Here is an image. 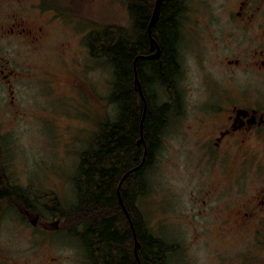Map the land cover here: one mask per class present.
I'll return each instance as SVG.
<instances>
[{"label":"rangeland","instance_id":"rangeland-1","mask_svg":"<svg viewBox=\"0 0 264 264\" xmlns=\"http://www.w3.org/2000/svg\"><path fill=\"white\" fill-rule=\"evenodd\" d=\"M221 1L183 2L176 43L181 116L179 119L173 113L168 116L163 140L145 171L146 193L135 203L145 217L148 231L170 245L165 264H210L214 257L221 260L228 257L243 264L245 252L246 256L258 254L257 263L264 264V224L263 234L257 232L250 245L251 240L244 239L242 231L235 233L229 228L227 236L224 235L219 230L221 225L214 223L218 220L215 212L211 214L222 200L217 189L232 183L237 172L243 177H237L232 183L233 190L228 191L230 206L241 201L242 195L243 199L251 197L262 183L256 179L259 176L250 175L252 168L258 169L253 159H246L244 167L238 166L242 161L238 159V149L232 148L225 173L222 171L225 166L219 161L200 154V147L193 142L194 132L188 128V124L200 121L199 106L208 109L225 102V91H218L215 82L209 81L222 77L221 60L233 56L235 51L231 46L223 49L224 43H220L228 31L219 20L223 11ZM53 3L64 13V20L55 23L47 42L27 51L30 63L15 62V66L19 71L20 66L30 67L36 75L42 70L56 71L64 80V95L61 91H48L38 76L35 80L24 78L17 82L14 91L0 86L1 164L12 187L23 191L27 201L23 200V205L11 193L0 198L3 259L0 264H93L78 237L64 226V220L53 232L32 231L16 205L29 208L27 203L33 194V207L42 216L59 214L62 219L64 210L76 205L73 177L79 153L88 146L99 122L115 116V106L107 98L113 76L111 66L90 54L86 35L108 24L128 25L129 18L124 0H53ZM63 63L61 71L58 67ZM164 91L161 87L152 91L157 102L169 99ZM242 94L264 102V91H242ZM227 175L228 182L220 186ZM73 221L70 216V222Z\"/></svg>","mask_w":264,"mask_h":264},{"label":"trees","instance_id":"trees-1","mask_svg":"<svg viewBox=\"0 0 264 264\" xmlns=\"http://www.w3.org/2000/svg\"><path fill=\"white\" fill-rule=\"evenodd\" d=\"M124 1L128 25L108 24L86 35L90 54L111 66L113 76L107 98L115 106V116L99 122L88 146L79 153L73 177L77 203L64 210L62 216L64 226L78 237L93 264H137L135 239L141 264H165L170 245L148 231L135 203L146 193L145 171L161 142L159 135L173 113L172 106L180 103L174 76L184 0L161 1L151 32L161 50L155 59L142 57L150 52L146 25L154 0ZM136 55L135 71L144 99L133 84L132 62ZM160 87L169 99L157 102L152 91ZM141 117L143 140L137 144ZM7 178L0 159V198L11 193L26 201L23 191L12 187ZM117 190L130 219L118 202ZM70 216L74 217L73 223Z\"/></svg>","mask_w":264,"mask_h":264},{"label":"flooded vegetation","instance_id":"flooded-vegetation-1","mask_svg":"<svg viewBox=\"0 0 264 264\" xmlns=\"http://www.w3.org/2000/svg\"><path fill=\"white\" fill-rule=\"evenodd\" d=\"M221 6L223 11L219 20L224 30L228 31L220 43H224L223 49L227 50L231 46L235 51L233 56H225L221 60L224 70L222 77L216 81L213 79L217 78H209V81L215 82L218 91H225L223 94L225 102L221 106L208 107V109L199 106L202 108L200 110L202 117L196 125L188 124V128L194 132L193 142L200 147V154L205 155L209 160L219 161L225 166L222 169L225 173L228 171V152L233 151L232 148L238 149V159H241L240 163L242 161L238 166L244 167L246 159H253L255 167L258 168H252L253 174L250 175L259 176L256 179H261L262 183L257 185L251 197L243 199L244 195H242L241 201H236L230 206L228 191L233 190L235 185L232 183L238 179L237 177L243 175L237 172L232 183H228L225 188L223 184L229 180L227 175V180L220 184L223 186L217 189L218 193H222L221 204L216 205L215 210H211V214L215 212L218 218L214 223L218 222L221 225L219 230L223 231L224 235L227 236L229 228L235 233L242 231V237L251 240V245L256 240L257 232L260 236L261 233L263 234L261 230L264 224V102L258 98H246L242 91H264V0H222ZM63 15L64 13L59 12L54 6L53 0H0V86H8L7 90L14 91L17 82L24 78L35 80V76H38L48 91H61L60 94L64 95V80L56 71L47 69L36 75L30 67L20 66L22 70H27V73H24L15 66V62L30 63L27 60V51H32L43 42H47L53 34L55 23L64 20ZM61 45L64 46V43L62 42ZM58 68L64 71V63ZM178 72L179 61L174 76L175 91H177ZM168 91L170 89H167ZM177 95L180 96L179 93ZM13 96L12 93L11 97ZM181 106L180 103L172 106L173 114L177 119L181 116ZM143 110H145L144 105ZM159 140H163V133L159 135ZM33 196L30 195L29 208H19L16 205L19 213L31 225L30 229L44 232L58 229L60 222L64 220L61 215L42 216L33 207L32 201H35ZM128 217L129 215L127 219ZM251 251H248L249 254ZM244 254L243 264H258L255 259L258 258V254L250 256H246L247 252ZM228 260H230L228 257L223 260L214 257L210 264H239ZM1 261L3 262L2 258Z\"/></svg>","mask_w":264,"mask_h":264},{"label":"water","instance_id":"water-1","mask_svg":"<svg viewBox=\"0 0 264 264\" xmlns=\"http://www.w3.org/2000/svg\"><path fill=\"white\" fill-rule=\"evenodd\" d=\"M161 1L162 0H154V4H153V9H152V12H151V15L149 17V20L147 22V25H146V33H147V36H148V41H149V49L150 50H153L152 52L148 53V54H144L142 55V57L144 58H149V59H155L157 57H159L160 55V47H159V44L157 43V41L155 40V38L153 37L152 35V27L155 25V22H156V19L158 17V9H159V6L161 4ZM138 55H136L133 59V62H132V66H133V71H134V76H133V84H134V88L139 92L140 96L144 99V95H143V92H142V87H141V83L139 81V78L136 74V71H135V59ZM144 106H145V102H144ZM142 118L140 119V136L137 138L136 140V143L139 144L140 141L143 140V136H142V131H141V128H142ZM117 195H118V202L119 204L121 205L122 209L124 210V212L127 214V210H126V207L124 206L123 202H122V199L120 197V194L117 190ZM128 215V214H127ZM129 218V217H128ZM130 219V218H129ZM35 220H32V222H34ZM130 224H131V221L129 220ZM56 227V226H54ZM134 254H135V257L137 259V263L140 264L139 260H138V256H137V252H136V247L139 245L138 244V241L135 239L134 240Z\"/></svg>","mask_w":264,"mask_h":264},{"label":"bare ground","instance_id":"bare-ground-1","mask_svg":"<svg viewBox=\"0 0 264 264\" xmlns=\"http://www.w3.org/2000/svg\"><path fill=\"white\" fill-rule=\"evenodd\" d=\"M134 74V73H133ZM127 214H128V212H127Z\"/></svg>","mask_w":264,"mask_h":264}]
</instances>
